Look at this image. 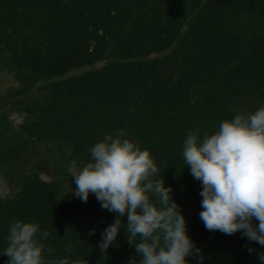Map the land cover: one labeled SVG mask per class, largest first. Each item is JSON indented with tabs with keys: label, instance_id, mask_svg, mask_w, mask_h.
Masks as SVG:
<instances>
[{
	"label": "trees",
	"instance_id": "obj_1",
	"mask_svg": "<svg viewBox=\"0 0 264 264\" xmlns=\"http://www.w3.org/2000/svg\"><path fill=\"white\" fill-rule=\"evenodd\" d=\"M2 73L16 83L4 95L34 98L15 131L51 147L55 176L44 179L33 167L14 194L0 196V264L9 259L2 254L16 221L49 232L46 239L37 233L45 264L139 258L124 227L100 252L117 214L94 194L87 202L75 197L67 170L72 160L92 162L91 148L119 130L150 152L154 179L173 189L202 264H261L264 247L240 231L205 228L202 185L184 164L183 144L192 132L203 139L224 120L264 107V0H0ZM186 260L199 264L198 256Z\"/></svg>",
	"mask_w": 264,
	"mask_h": 264
},
{
	"label": "clouds",
	"instance_id": "obj_2",
	"mask_svg": "<svg viewBox=\"0 0 264 264\" xmlns=\"http://www.w3.org/2000/svg\"><path fill=\"white\" fill-rule=\"evenodd\" d=\"M126 135L124 130L105 135L91 148L92 162L79 169L72 160L67 169L76 185L71 191L75 197L87 202L94 194L102 209L117 214L101 234L100 252L107 253L124 227L139 257H132L129 264H189V256H198L202 264V250L188 235L186 219L172 199L173 189L165 187L164 178L154 179L158 168L150 152ZM71 154L69 148L66 155ZM183 160L202 185L199 217L205 228L227 235L240 231L264 247V107L247 117L237 114L224 120L215 134L203 139L190 133L183 144ZM37 233L44 239L49 236L46 230L40 232L39 224L14 222L2 254L9 258L6 264H45V246ZM94 234L92 229L89 236ZM69 250L70 246L65 248ZM258 257L264 264V252Z\"/></svg>",
	"mask_w": 264,
	"mask_h": 264
},
{
	"label": "rangeland",
	"instance_id": "obj_3",
	"mask_svg": "<svg viewBox=\"0 0 264 264\" xmlns=\"http://www.w3.org/2000/svg\"><path fill=\"white\" fill-rule=\"evenodd\" d=\"M85 69L75 71L81 72ZM16 83L10 74H0V196H11L28 170L37 167L42 177L55 176L49 162L51 147L38 145L32 139H22L16 134V125L24 118V104L34 103V98L11 99L6 94ZM82 169V166H77Z\"/></svg>",
	"mask_w": 264,
	"mask_h": 264
},
{
	"label": "crops",
	"instance_id": "obj_4",
	"mask_svg": "<svg viewBox=\"0 0 264 264\" xmlns=\"http://www.w3.org/2000/svg\"><path fill=\"white\" fill-rule=\"evenodd\" d=\"M20 138H21V140L24 139L23 137H20Z\"/></svg>",
	"mask_w": 264,
	"mask_h": 264
}]
</instances>
